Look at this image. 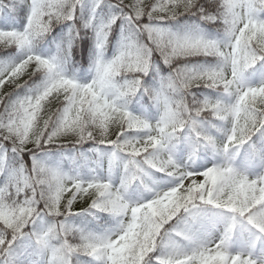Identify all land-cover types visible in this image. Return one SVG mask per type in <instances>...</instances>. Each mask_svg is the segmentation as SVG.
Instances as JSON below:
<instances>
[{
  "label": "snow or ice",
  "instance_id": "snow-or-ice-1",
  "mask_svg": "<svg viewBox=\"0 0 264 264\" xmlns=\"http://www.w3.org/2000/svg\"><path fill=\"white\" fill-rule=\"evenodd\" d=\"M88 35L81 80L64 65ZM0 52V264H264V0H0ZM154 56L170 72L150 85ZM69 145L67 169L46 159Z\"/></svg>",
  "mask_w": 264,
  "mask_h": 264
},
{
  "label": "trees",
  "instance_id": "trees-1",
  "mask_svg": "<svg viewBox=\"0 0 264 264\" xmlns=\"http://www.w3.org/2000/svg\"><path fill=\"white\" fill-rule=\"evenodd\" d=\"M146 3L151 2V0H145ZM68 25L66 24H59L57 25L45 38L44 41L41 42L40 45H38V50L45 53V54H54L56 50V45L58 44V40H56V37L58 33L65 29L68 31ZM168 27H170L172 30L177 29L181 31H190L193 29H198L202 33H205L210 36H216L218 35L217 30L209 24H206L202 21H199L196 17H190V16H182L177 21L169 22ZM114 33L113 36L110 37L111 43L107 46L105 55L112 56L118 49L119 42L121 39V28L117 25L114 26ZM14 50H9V53L13 52ZM72 67H73V73L74 75L81 80L88 79L91 77V66H92V60L94 55V45L93 40L90 35L88 36H82L80 40L76 42V44L73 46L72 49ZM7 58H10L7 54L0 52V61L5 60ZM210 61L214 62V58H209ZM154 62V69L149 73V76L146 77V82L150 85H154L158 82L159 78L161 76H166L170 72V68L165 66L162 61L159 59L158 56L153 57ZM204 62V59L201 57H195L191 58V63H202ZM18 92H23V89L17 90ZM194 92H196L198 95L204 94V95H215L214 92L208 89H193ZM139 100V97L133 98L132 102L130 103V108L133 111L140 110L141 104L137 101ZM144 103L143 105H149L151 110L154 111L155 105L152 104L151 101L147 100V97H144ZM101 147V151H103V146ZM92 150L93 154H95L96 159L101 164V170L103 173L106 172V169L108 168V162L106 157L98 156L96 148L97 146L92 144L91 142L84 144L83 146H80V151L85 153L86 149ZM73 155L71 145H69L67 148H65L63 151L59 150H53L47 153L46 159L52 162L60 163L62 167L68 168L70 167L69 158ZM210 159V154H202V159L198 160L197 163H203L205 162L204 158ZM82 171L86 172L87 168H82ZM109 171V168L108 170ZM112 175L113 177H118L119 173L115 166V164L112 167ZM155 177L159 179V174H155ZM145 198H147L148 193H142ZM81 205L80 201H77L74 205V208H78ZM104 221H113V224H115V220L111 217H101V222ZM75 223L78 224H95L96 222L92 220L91 217H76L74 220ZM107 225V224H106Z\"/></svg>",
  "mask_w": 264,
  "mask_h": 264
},
{
  "label": "rangeland",
  "instance_id": "rangeland-1",
  "mask_svg": "<svg viewBox=\"0 0 264 264\" xmlns=\"http://www.w3.org/2000/svg\"><path fill=\"white\" fill-rule=\"evenodd\" d=\"M173 31H181V30H177V29H173ZM185 31V30H184ZM67 30L65 29H62L57 37H56V40H58V43L60 42V40L64 37V35L66 34ZM182 32V31H181ZM72 57L73 55L71 56V58L68 60V62L64 65L65 67V70L69 73V74H74L73 73V67H72ZM156 108V107H155ZM145 111L147 114H149L150 116H153L155 117L156 115H158V112H157V109H155L154 111L151 110L150 106L149 105H143V108H140V110L138 111ZM86 156H88L90 159H95L96 160V156L95 154H93L92 150H90V148L86 149L85 153H84ZM108 168L106 169V172L105 174L108 173ZM114 179L118 182V179H119V176L118 177H114ZM132 198H136L135 196H133ZM103 223L107 224L108 226H112L114 225L113 224V221H104Z\"/></svg>",
  "mask_w": 264,
  "mask_h": 264
}]
</instances>
